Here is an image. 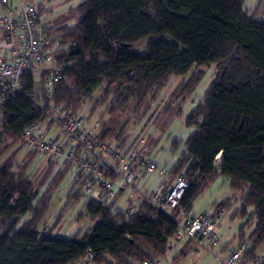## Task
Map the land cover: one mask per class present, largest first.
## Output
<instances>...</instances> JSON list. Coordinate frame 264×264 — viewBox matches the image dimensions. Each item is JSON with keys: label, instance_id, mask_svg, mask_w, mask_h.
Here are the masks:
<instances>
[{"label": "trees", "instance_id": "16d2710c", "mask_svg": "<svg viewBox=\"0 0 264 264\" xmlns=\"http://www.w3.org/2000/svg\"><path fill=\"white\" fill-rule=\"evenodd\" d=\"M79 1L73 26L47 30L62 45L55 58L67 59L54 104L79 116L103 87V101L111 97L108 114L122 108L129 116L100 118L97 138L130 149L128 124L146 117L170 78L182 80L170 96L181 103L201 82L202 69L214 66L212 82L184 121L189 134L171 144V153L179 146L182 150L164 181L165 191L177 175L187 179L188 189L174 213L192 219L196 199L219 178L225 180L239 201L230 217L250 222L247 234L244 223L239 226L240 243L248 245L242 259L255 262V252L264 244V20H254L244 10L245 0ZM142 43L146 55L134 54L132 49ZM47 71L39 74L42 82ZM35 77L26 76L23 94L0 107L3 129L15 140L37 121L38 108L48 106L42 86L34 103L27 98ZM103 101L89 105L84 119L90 121ZM172 103L162 115L173 116ZM3 154L0 148V264H78L88 250L92 264H139L165 256L174 224L146 202L138 204L137 217L127 218L112 211L116 202L102 208L87 200L88 215L113 222L67 238L52 237L51 229L39 233L49 200L38 201L33 186ZM219 154L218 171L214 163ZM229 199L215 210L228 208ZM150 232L152 237H146Z\"/></svg>", "mask_w": 264, "mask_h": 264}, {"label": "built area", "instance_id": "2783aa9c", "mask_svg": "<svg viewBox=\"0 0 264 264\" xmlns=\"http://www.w3.org/2000/svg\"><path fill=\"white\" fill-rule=\"evenodd\" d=\"M43 5L34 2L12 9L8 0H0V107L23 94L24 78L37 76L48 70L42 82L47 108H38L39 118L21 134L24 148L34 154L60 164L71 170V181L65 195L79 193L102 208L117 202L126 193L123 215L134 218L139 215L138 204L146 202L157 215L164 216L174 224V231L167 243V252L177 244L189 245L188 256L195 253L211 255L219 246L216 229L227 216V208H219L195 218H180L174 211L188 189L187 179L179 176L171 189L165 191L162 184L167 173L158 170L157 163L144 156L147 147L143 140L130 149H119L107 139L97 138L98 123L88 125L85 119L71 110L53 102L55 89L60 82L67 59L57 64L55 55L62 45L40 26ZM38 95L30 93L27 98L34 103ZM49 127L58 131L48 137ZM221 155L214 166L220 170ZM157 173L151 189L145 190L148 178ZM248 252L247 243L232 249L221 264H238ZM94 255L90 250L78 264H92ZM163 259L143 260L139 264H165ZM256 264H264V256L257 257Z\"/></svg>", "mask_w": 264, "mask_h": 264}, {"label": "rangeland", "instance_id": "374dc122", "mask_svg": "<svg viewBox=\"0 0 264 264\" xmlns=\"http://www.w3.org/2000/svg\"><path fill=\"white\" fill-rule=\"evenodd\" d=\"M10 1H12L15 6H19L21 5L22 0ZM27 1L29 0H24L25 3ZM48 1L50 2L48 3ZM32 2L37 4L41 3L39 0H32ZM79 3V0L71 2H66L64 0H43L42 4H44L46 10L44 8V10L40 12L42 16L40 26L46 28V31H55L65 26H73L76 20L74 8ZM54 8H57V11L52 13L51 10ZM244 10H247L250 14H253L255 10L254 20H264V0H245ZM132 52L134 54L145 56L146 44L142 43L141 45L136 46L132 49ZM62 59V57L59 60L56 59L57 64L62 63V61H60ZM202 70L205 74L201 82L195 88L194 92L190 96L186 97L181 103L179 102V98L174 101L170 100V96L173 94V91L182 82L180 78L172 77L169 79L168 84L159 92L157 98L150 104V110L146 117L138 123L130 121L126 128L128 143L137 147L140 145V141L143 140L145 142V146L147 147V153H145L144 156L154 160L158 167L167 173L165 179L168 177V172L171 170L172 165L182 150L181 146L178 145L179 147L176 153H171V144L174 141H182L186 139L190 130L184 126V121L213 80V74L215 72L214 66L204 68ZM34 83V93L35 95H39V89L42 86V80L39 75L35 77ZM91 99L92 102L85 106V111L81 112L79 117H86L87 107H89V105L93 102L103 101V87L98 88L91 96ZM110 99L111 97L108 96L106 101H103L102 104H100L97 113L90 118V121L85 120L86 124L89 123L88 125H93L100 118H110L112 120L119 121L129 116V112L122 108H119L113 114H108L105 108L109 105ZM169 103H172L171 106L173 107L174 112L173 116L170 117L161 114L163 107ZM0 148L4 151L2 159L9 160L15 168V171L19 172L27 179V181L33 186V190L38 196V201L42 199L49 200L50 210L45 217V225L39 226L37 229L39 233H44L45 231H49L51 229L50 235L52 237L67 238L72 237L75 234L81 235L84 232L91 230L93 226L99 223L113 222L110 218L103 215H88L85 212L84 207L87 200L85 197L79 195V193L65 195L64 190L68 186L71 179L70 169L63 173L66 168H61L60 164L57 162L50 161L49 159L39 155H31V153L24 148L21 138L19 140H15L4 131L3 122L1 120V112ZM59 171L60 174L58 173ZM156 175L157 173H154V175L149 177L146 181L147 185L145 190L152 188L151 186L156 180ZM179 176L180 175H177V177H175V179L170 183L175 184ZM165 179L162 182L164 186ZM126 196L127 194L124 193L119 201L113 205V212L120 211L123 213L125 210ZM232 196L233 192L229 188L228 183L222 178H219L216 180L215 184H213L196 199L193 203V209L196 212H202L207 208H211L213 202L218 199L231 198ZM238 206L239 201L235 200L229 208V215L222 220L221 224L216 229L219 244L226 243L227 241L232 242L235 227L238 230L241 225V218L230 217ZM243 220L245 225L244 230L247 234L250 229V222L245 218ZM146 237H152V232H150V234L147 233ZM262 256H264V244L263 249L260 250L258 254V257Z\"/></svg>", "mask_w": 264, "mask_h": 264}, {"label": "crops", "instance_id": "0c3cea01", "mask_svg": "<svg viewBox=\"0 0 264 264\" xmlns=\"http://www.w3.org/2000/svg\"><path fill=\"white\" fill-rule=\"evenodd\" d=\"M39 1L41 2L40 4L43 5V7H44V4H42L43 0H39ZM44 1H46V0H44ZM8 2H9L10 8L18 9L23 4H27L28 2H32V0H29L26 3L24 2V0H22L21 1V5H19V6H15L13 4V2L10 1V0H8ZM49 2L50 1H48V3ZM56 9L57 8L52 9L51 12L55 13L57 11ZM45 10H46V8H45ZM251 15H252V13H251ZM253 15H255V10L253 12ZM2 39H3V36L0 33V42L2 41ZM57 135H58V131H57L56 128H54V127H49L48 128V132H47V136L48 137H55ZM158 170L163 171L159 167H158ZM70 172H71V170H70ZM153 175H151V176H153ZM70 181H71V179H70ZM70 181H69V183H70ZM146 185H147V183H145L144 189H145ZM147 190H149V189H147ZM223 200L224 199H218L217 201L213 202L211 208H207L206 210H203L202 212H196L192 208L191 211H190V216L192 218H195V217L203 215L205 213H211V212H213L214 208L220 202H222ZM234 201H235V197H231L229 199V205H228V208H227V211H228L227 216L229 215V208H230V206L232 205V203ZM243 222H244V220L242 219L241 220V224H243ZM234 231L235 232H234V236L232 238V242L231 241H227L226 243L219 244V246L216 249H212L211 250V255H204L202 253H195L194 255L189 257L188 254H187L188 253L187 248H189V245L187 243L177 244L171 252L166 254V256H165L166 257L165 258V260H166L165 264H221L227 258L229 252L232 249L236 248L241 242V240L239 238V236H240L239 228L237 230L236 227H235ZM243 232H244V234H246L245 230H243ZM262 249H263V245L256 250V252H255L256 258L258 257L259 251L262 250ZM238 264H256V263L253 262V261L252 262L248 261V259H244V260L242 259Z\"/></svg>", "mask_w": 264, "mask_h": 264}]
</instances>
